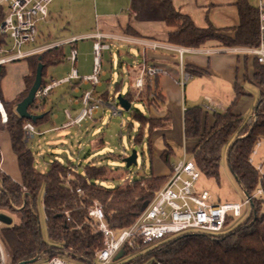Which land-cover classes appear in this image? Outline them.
<instances>
[{
	"label": "trees",
	"instance_id": "1",
	"mask_svg": "<svg viewBox=\"0 0 264 264\" xmlns=\"http://www.w3.org/2000/svg\"><path fill=\"white\" fill-rule=\"evenodd\" d=\"M164 11L165 24L173 29L168 44L181 49L200 51L207 44H217L225 50L234 48H257L259 40L258 16L247 0H238L237 11L240 24L234 29L233 36L209 27L198 29L193 20L179 13L172 0H158ZM5 17L0 10V26ZM6 39L0 36V47ZM65 52L52 50L49 53L28 59L29 74L24 78L25 90L10 104L2 95V82L6 75L5 66L0 67V101L4 105L8 122L4 125L0 115V134L7 133L12 152L19 171L17 179L27 190L26 195L34 202L37 212V200L44 197L45 216L47 220L48 242L41 235L40 220L32 214L31 205L27 201L22 209L25 192L9 177L3 176V191L0 190V210L16 215L19 223L3 229L1 238L10 251L13 264H29L40 253L45 252L48 259L61 257L75 264H94L97 256L104 248V236L97 233L96 222L89 217V211L95 203H100L106 223L113 232H122L133 226L153 202L156 194L169 180L166 177L155 178L145 175L140 179L114 185L115 182L128 177V172L109 169L105 166L88 165L79 170L72 163L53 161L44 173L38 170L36 159L25 143V125L31 123L40 128L45 123H51L55 108L48 110L47 102L40 104L35 101L28 110L32 116L40 117L31 122L16 114L15 108L28 97L39 70L43 69V80L49 69L62 64ZM134 66H128L129 84L133 86L138 78ZM185 73L188 68L185 67ZM255 75L259 83L264 85V68L256 62ZM196 75L197 73H190ZM158 80L153 83L145 78L144 88L140 93L138 104H145L146 109L159 110L166 100L158 92ZM153 84V86H152ZM45 85V84H44ZM115 94L122 90L123 83L117 84ZM236 99L226 114L215 115V125L212 130L203 131V109L187 110L184 117L185 139L199 140L194 151L193 161L202 176L218 180L223 151L228 153V169L233 179L240 185L246 198L251 197L261 186L260 176L253 166L249 165L252 151L258 140L264 139V96L255 108L256 120L253 117L246 120L234 114V107L245 93L235 87ZM132 93H126L131 104L134 103ZM106 102L110 101L109 92L101 95ZM139 126L136 144L142 146L148 133L149 154L152 153L151 136L157 129L166 128L167 121L154 120L143 112L131 109L129 112ZM52 124V123H51ZM133 127V125H131ZM163 161L170 166L174 150L167 149L162 154ZM5 166V163H4ZM82 166L80 167V169ZM14 178V177H13ZM17 180V181H18ZM84 191L83 196L77 191ZM16 209H19L17 211ZM21 209V210H20ZM264 198L255 199L251 203L250 217L245 224L220 236H209L200 233L178 235L162 240L150 246L145 256H137L132 263L141 264L150 259L152 262L164 264H264ZM37 214V213H36ZM232 220L227 223V227ZM1 240V239H0ZM141 248H146L141 241H135L131 248L125 247V254H135Z\"/></svg>",
	"mask_w": 264,
	"mask_h": 264
},
{
	"label": "built area",
	"instance_id": "2",
	"mask_svg": "<svg viewBox=\"0 0 264 264\" xmlns=\"http://www.w3.org/2000/svg\"><path fill=\"white\" fill-rule=\"evenodd\" d=\"M57 0H0V10L7 9L5 17L0 26V36L6 39V43L0 47V67L7 66L18 61H26L33 57L43 56L52 50H64L65 47H70V54L66 60L71 64V73L60 81H51L50 84H42L39 91L36 93V101L40 104L47 102L53 91H56L65 86H74L75 91L80 90V85L83 84L89 87V90L82 93L80 98H71L62 103V109L66 122L59 128L51 130L59 132L70 129H81L89 122L94 120L98 115L103 113L105 108L111 110L114 117L121 116L116 107L109 102H106L102 96L97 94V90L103 87L102 78L106 77L103 72L102 59L105 55L112 53L111 42L121 44L141 45L144 48L152 49L153 51L163 49V46L155 43L135 42L128 38L105 35L101 32H95L94 35H89L79 39L64 41L63 43L50 44L48 46L38 45L39 25L46 23L50 16V6ZM250 3V0H247ZM256 16H258V31L259 40L257 48H234L225 50V52L236 55L252 56L254 61L264 68V0H257V6L254 8ZM93 42V74L91 76H81L77 67L79 52L77 44L80 42ZM187 50L178 49L179 55L182 57ZM224 52V51H223ZM212 54V52H206ZM165 72L158 67H151L145 62L141 64V70L134 88L140 93L145 85V78L151 82ZM182 84L186 81L182 78ZM79 109L78 114L73 113V109ZM0 115L2 123L5 125L8 122L4 105L0 101ZM256 115L253 116V121L256 120ZM55 119L57 117L55 116ZM25 129V143L33 141L38 135L35 126L27 123ZM264 145V139H260L255 144L252 156L249 160V165L255 168L260 176L261 186L244 204H217L211 195L196 194V184L201 178V173L196 169L193 160H188L187 156L182 161L173 167V173L164 187L156 194L153 202L148 207L138 221L129 229L122 232H113L109 229L102 206L94 204L89 211V217L92 218L97 225V233L104 236V249L100 251L97 260L94 264H113L120 253L125 255V247L131 248L135 241H141L144 247H150L158 244L162 240L176 237L178 235L189 233H200L209 236H220L227 230V223L245 217V207H251V203L255 199L264 198V159L259 163L256 159L259 157V150ZM4 157L0 151V190L3 191V176L9 177L12 183L16 184L25 193L27 190L15 178L6 174L4 170ZM5 193V191H3ZM84 191L78 190L77 195L83 196ZM27 201L32 208V214L35 218L34 202L26 195L23 199V204ZM19 211V209H16ZM122 256V257H123ZM0 264H13L12 258L5 252L0 240ZM26 264V263H25ZM29 264H75L68 262L61 257L44 259L37 258ZM151 264H164L163 262H152Z\"/></svg>",
	"mask_w": 264,
	"mask_h": 264
},
{
	"label": "rangeland",
	"instance_id": "3",
	"mask_svg": "<svg viewBox=\"0 0 264 264\" xmlns=\"http://www.w3.org/2000/svg\"><path fill=\"white\" fill-rule=\"evenodd\" d=\"M61 0L57 1L60 2ZM158 0H155L157 2ZM56 2V3H57ZM74 1L70 0H62L61 7L54 17L55 22L57 23L55 26L60 29V31H78L80 28L85 29L87 27H91V29L96 30L98 28L97 25V17L99 15L93 9L90 13L91 9L86 10L75 9ZM250 5L252 8H256L257 0H250ZM5 12L7 9L5 8ZM144 19L153 20L152 16L147 13V15H143ZM207 20L209 19L208 15L204 16ZM210 20V19H209ZM216 22L219 25H227V22L221 20L218 17ZM208 25V23H206ZM230 25L223 27L230 28L235 25H231L232 21L229 23ZM230 28V30H226L225 32L230 36L235 33L234 29ZM90 43V42H85ZM68 48L65 47L63 52H65V56L63 58L62 65L57 68L49 69L47 73V77L44 78V82L48 80L51 82V77L56 76H64L65 73H68L69 69L72 67L69 65L70 63L66 60L69 53H67ZM126 49V48H124ZM118 51V50H117ZM115 51L112 55L113 62L109 63L106 60L109 59L108 55H105L102 59V65L104 69L108 73H111V82L105 85V88L99 91L101 94H105L109 92L110 96V105L112 104L121 114L118 117H114L111 114V109L105 108L103 113L98 115L94 120L85 125L84 128L78 129H70L66 131H49L59 128L62 124L66 122L64 118L63 109L58 104L56 107V113L62 115V120L60 122H52V124L47 127L36 128L39 133L46 132L41 136L38 135L30 144V150L33 152L34 157L36 159L37 168L41 172H46L49 169V165L52 164L53 161H61L62 163H72L76 168L82 170L88 165L95 166H105L111 170L117 169L123 172H128V177L124 180L115 182L114 185H120L127 181H133L135 179H140L145 175H154L156 177L159 176H167L170 174V170L163 163L161 159L160 151L166 150L167 146H172L171 148L174 150V156L172 159L173 162H177L182 160L184 157L182 155V150L184 149V136L182 134L181 139L179 138V134L177 131H173L172 129L168 131V134L173 136V139H167V142L164 139L166 132L157 130L152 136L151 141L154 144V150L151 154H149V146H148V133H146V137L143 140L142 146L136 144L135 139L137 138V131L139 126L133 120L132 115L128 112H124L121 110L118 104V96L125 97L126 93H132L131 96L134 98V103L132 104L133 110H138L143 112L148 116V111L146 110L145 104H138L139 94L136 92V89L129 84L126 80L127 75V67L128 66H137V61L139 58V53L134 48H127L123 50V55L121 57L118 56V52ZM137 52V53H136ZM234 56V55H233ZM241 70H243V85L242 91L246 96L241 97L237 105L234 107L238 115H241L244 119L248 120L255 115V108L258 102L261 101L264 96V85L259 83L254 77V71L251 72L250 66L253 65L254 58L252 56H244L239 55ZM140 62V60H139ZM64 64V65H63ZM68 64L69 66L65 65ZM248 64V69L246 73V65ZM6 75L2 82V95L3 99L6 103H14L17 97L25 90L24 78L29 74V68L27 65V61H18V63L8 64L6 67ZM137 69V68H136ZM68 71V72H67ZM71 73V72H70ZM187 81V80H186ZM184 81L182 85H180V101L179 106L180 109H189L192 107H204L207 105L206 96L211 95L213 97V101L215 103L226 105L228 103L229 107L232 106L233 101L236 99V92H228V90H221L219 87L214 85V82L211 81L208 83V86H204L203 83H190ZM207 83L208 80H205ZM123 83L122 90L119 94H115V90L117 89V84ZM201 86V87H200ZM63 89V88H61ZM53 91L50 95V99L47 101V107L49 108L50 103L55 99V96L59 94V90ZM214 94V95H213ZM235 95V96H234ZM234 96V98H233ZM241 101H245V103H250L249 108L245 111V104ZM195 105V106H194ZM182 107V108H181ZM221 107V106H220ZM218 108L220 114H224L222 110ZM228 107V108H229ZM17 108H15V111ZM168 110V109H166ZM172 114L174 115L176 109H172ZM228 111V110H227ZM169 116H171L169 114ZM171 120V118H170ZM133 125V127L131 126ZM181 135V134H180ZM7 133H4V138H6ZM189 144L188 148L187 145ZM5 145V144H4ZM2 148L0 151L2 153ZM195 141L188 140L186 142V155L188 160H191L194 157L195 150ZM133 151L137 152L138 161L137 166H133L130 169H126V165L124 164V160H126ZM6 153V148H3V153ZM260 156L264 155V145L263 148L259 150ZM223 159L220 166V177L218 180L207 178L205 176H201L199 182L196 184V194L202 195L208 193L212 196L215 203L219 204H244L247 201V198L240 187V185L233 179L231 176L230 170L228 169V153L227 150L223 151ZM9 160V166L6 170L7 166H4V170L6 174L11 177H18L16 166L13 160L6 155ZM82 168L80 169V167ZM14 175V176H13ZM17 179V178H16ZM19 179V178H18ZM17 179V180H18ZM19 181V180H18ZM26 196V193L23 196ZM98 204V203H95ZM100 204V203H99ZM98 204V205H99ZM22 209L26 206L22 203ZM37 217L40 220V228L41 235L45 242H48V234H47V220L45 216V205H44V197L40 196L37 200ZM101 205V204H100ZM21 210V209H20ZM251 207H245V217L236 222L232 223L228 226L226 231L233 230L237 226L243 225L246 223L248 218L250 217ZM262 214H264V209L262 210ZM19 223L16 215L11 213H6L0 210V239L3 245L5 252L8 253V256L12 258L10 251H8L6 244L2 240L1 232L3 229L11 227L15 224ZM135 243V242H134ZM134 246V245H133ZM151 248H141L136 251L135 254H125L122 258L114 260L113 264H133L132 261L137 256H145L147 251ZM42 257V260L48 259V256L45 252L39 254ZM152 261L150 259L144 261L141 264H151ZM137 264V263H134Z\"/></svg>",
	"mask_w": 264,
	"mask_h": 264
},
{
	"label": "crops",
	"instance_id": "4",
	"mask_svg": "<svg viewBox=\"0 0 264 264\" xmlns=\"http://www.w3.org/2000/svg\"><path fill=\"white\" fill-rule=\"evenodd\" d=\"M57 1H55L50 6V16L48 18V21L46 23H41L39 25L38 28L39 46H48L50 44L63 43L64 41H70L72 39H79L89 35H94L95 32H101L105 35H114L120 37L125 36L126 38L133 40L135 42L142 41L153 44L157 43L160 46H163V49H158L153 51L152 49L144 48L141 45L139 46L134 44H121L117 42H111L112 53L107 54L109 57H106V59L107 58L109 59H107L106 61L112 63L113 62L112 55L114 54L115 51L118 50L117 51L118 56L121 57L123 55V50H126L128 47L129 48L131 47L137 50L139 53L140 62L138 60L137 64H135L137 66L136 67L134 66L135 67L134 70L137 71L138 76L140 74L141 64L143 62H145L147 65L151 67H158L165 72V75H161L156 79L158 80L157 82L158 92L161 95H163V97L166 100V103L159 110H154L153 108L146 110L148 111V116L150 118L154 120L162 119L167 121L168 126L166 128L157 129L166 132L164 139L165 138L167 139L171 138L170 140L173 139V136L168 134V131L171 129L174 132L177 131V134H179L180 139L183 134L184 136L183 140H185L184 149L182 150L183 157H185L186 155L185 153L186 142H188V140L195 141V148H197V145L199 143V140L185 139L184 117L187 110L195 109V108L203 109L202 130L210 131L215 125V115L220 114L219 113L220 110H218V108L221 106L220 109L222 110V112H224V114H226L230 110L229 107L230 103L226 105L223 104L219 105L218 103H215L213 101V97L211 95H207L206 96L207 105H205L204 107L202 108L192 107L187 110L180 109L179 106L180 95H181L180 85H182V80H183L182 78L187 80L186 82H189V84L191 82L197 84L203 83L204 86H208V83L213 81L216 90L217 87H219L221 90L226 89L228 90V92H233L236 86L242 89L244 78H243V70H241L239 58L237 57L238 55L225 52V49L218 47L217 44L215 45L213 43H210L207 44L203 49H200V51L186 49L187 51L181 57L178 53V49L180 48L171 45L169 46L168 40L170 33L173 32V29L168 28L166 26L163 7L161 3H159L158 1L155 2V0H70V2L74 1L73 4L75 6V9H81V10L87 9L86 13L88 9H91L90 11H88L89 13L94 9L99 15V17H97L96 20L98 25V28H96V30L94 29L92 30L91 27L90 28L87 27L85 29L80 28L78 31H73V30L60 31V29L55 26L57 23L55 22L54 17L58 13L62 5L61 4L62 0L60 2ZM172 1L174 3L176 10L179 13H181L183 16L186 15L189 18H191L198 29L200 28L207 29L209 27H212L227 34L225 31L230 30V28L232 27L225 29L223 27L230 25L229 24L230 21H232L231 25H235L233 26L232 29H235L240 24V19L237 11L238 0H172ZM147 13H149V15L152 16L153 20H147L143 18L144 17L143 15H147ZM205 15H208L210 19V20L208 19L207 22L204 17ZM218 17H220L221 20L227 22L228 24L219 25L216 22V19L218 20ZM206 23H208V25ZM86 42H90V43L80 42L79 44H77V49L79 52L77 67L80 75L83 77L91 76L94 70L93 51H92L93 42L91 41H86ZM208 51L212 52V54H207L206 52ZM67 53L70 54L69 48ZM254 64L255 62L253 63V65L250 66L249 69H251V72L254 71L255 73ZM65 65L71 66V64L69 65L65 64ZM185 67H187L189 70L186 73L184 69ZM245 69L247 73L248 64L246 65ZM68 71H67L68 73H65L66 75L64 76L60 75L54 78L51 77V80L60 81L65 79V77H67L70 74L71 68ZM103 72L106 75V77L101 79L103 81V87L97 90V94H99L100 96L102 94L99 91L103 90L105 88V85L111 82V77H112L111 73H108L106 69H104V66H103ZM190 73L192 74L197 73V74L191 75ZM129 77L131 78L132 75L129 74L127 71V75H126L127 81H129L128 80ZM205 80H208V82L206 83ZM44 84H50V83H48L47 80L46 82H44ZM153 84L155 86V83ZM74 88H75L74 86H65V88L59 90V94H57L55 96V99L50 103L48 110H50L52 107L55 108V110L52 112L53 115L51 117V123L54 121L60 122L62 120V115L56 113V107L58 104L62 108V103L65 102V100L71 98L79 99L83 92L89 90V87L83 84L80 85L79 87L80 90L78 92L75 91ZM242 102H244L245 111H247V109L250 106V103L248 104L245 103V101H241L238 105H240ZM172 109H176L174 115L172 114L173 111ZM78 110L79 109L74 108L73 113L77 115ZM169 114L171 116H169ZM234 114L236 116L242 117L241 116L242 114L238 115L236 109L234 110ZM55 116L57 117V119H55ZM51 123L50 124L45 123V125L41 127H47V126L50 127ZM51 130H48L46 132H49ZM46 132H41V134H44ZM3 136L4 133L0 134V148H2L1 149L2 153H3V148L4 149L6 148V153L4 152V154L2 155L3 157L7 155L10 158V160L14 161L17 175L19 177L20 175L18 171L17 160H15L14 158L12 147L10 145L9 136L8 134L6 138H4ZM165 141L167 142L166 139ZM152 146L154 148L153 141H152ZM188 146L189 144L187 145V148ZM171 147L172 146L168 145L167 149L168 148L172 149ZM153 150L154 149H152V151ZM166 150L160 151L162 161H163L162 154ZM262 159H264V155L261 156L259 155V157L256 159V162L259 163ZM4 160H5V166H7L6 167L7 170L9 166V160L7 159V157H5ZM182 160L173 163L171 162L170 166L166 165L163 161V163L170 170V174H168L167 176H159V177H166L170 179L173 173V167ZM191 160H193V158ZM159 177L155 176V178H159ZM14 178L16 179L17 177L14 176Z\"/></svg>",
	"mask_w": 264,
	"mask_h": 264
},
{
	"label": "water",
	"instance_id": "5",
	"mask_svg": "<svg viewBox=\"0 0 264 264\" xmlns=\"http://www.w3.org/2000/svg\"><path fill=\"white\" fill-rule=\"evenodd\" d=\"M39 70L37 72V76H36V79H35V84L33 86V88L31 89L28 97L26 98V100L21 103L17 110H16V114H18L22 119H25L27 121H31V122H34L37 121L38 119H40V117H34L32 116L31 114L28 113V110L31 106L34 105L35 101H36V98H35V95L36 93L39 91V89L41 88L42 86V80H43V69L42 66H39L38 67ZM118 104L121 108L122 111H124L125 113L126 112H130V110L132 109V104L126 99L123 98V96H118ZM137 161H138V156H137V152L136 151H133L131 153V155L126 159L124 160V164L126 165V169H130L131 167L133 166H137ZM123 256V253H120L116 260L117 259H120L122 258Z\"/></svg>",
	"mask_w": 264,
	"mask_h": 264
}]
</instances>
